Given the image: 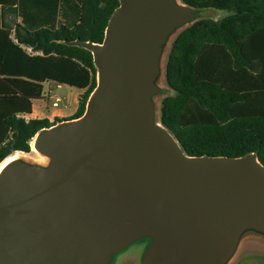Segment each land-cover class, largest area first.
<instances>
[{"label": "water", "instance_id": "water-1", "mask_svg": "<svg viewBox=\"0 0 264 264\" xmlns=\"http://www.w3.org/2000/svg\"><path fill=\"white\" fill-rule=\"evenodd\" d=\"M197 20L182 0H119L91 51L83 114L39 130L47 164L0 170V264H110L147 238L140 264H227L246 232L264 236V165L186 155L156 120L164 48Z\"/></svg>", "mask_w": 264, "mask_h": 264}, {"label": "trees", "instance_id": "trees-1", "mask_svg": "<svg viewBox=\"0 0 264 264\" xmlns=\"http://www.w3.org/2000/svg\"><path fill=\"white\" fill-rule=\"evenodd\" d=\"M182 1L196 9L197 20L171 43L164 69L171 93L161 100L159 121L186 155L254 153L264 165V90L237 92L194 78V62L204 43L225 45L236 69L262 70L261 60L244 55L241 40L264 27V0ZM118 4L119 0H19L21 23L15 40L7 28L0 45V163L16 152L28 153L42 128L83 114L97 83V69L90 50L65 41L102 42ZM209 8L228 13L217 20L199 16ZM45 81L81 90L71 117L25 119L31 100L42 97Z\"/></svg>", "mask_w": 264, "mask_h": 264}, {"label": "crops", "instance_id": "crops-1", "mask_svg": "<svg viewBox=\"0 0 264 264\" xmlns=\"http://www.w3.org/2000/svg\"><path fill=\"white\" fill-rule=\"evenodd\" d=\"M38 1V0H37ZM41 3L44 0H40ZM70 11L66 14L69 16ZM61 13L58 18H60ZM21 23L19 15V0H0V45L4 39V30L10 28L9 38L15 40V29ZM6 27V28H5ZM244 55L250 60H261L263 68L260 72H253L245 67L234 68L232 55L226 46L217 43H204L194 62V78L196 80H208L218 82L224 89L237 92L264 90V27L249 34L241 40ZM244 74L251 80H235L230 75ZM52 81L43 83L42 97L32 99L31 112L28 118H48L52 121L55 117H71L61 110H51L44 94V87L48 84L47 91L53 89ZM55 83V82H54ZM59 86V84H57ZM60 98L58 96L55 99ZM58 101V102H59ZM53 105V104H52ZM58 104L55 106L57 107Z\"/></svg>", "mask_w": 264, "mask_h": 264}, {"label": "rangeland", "instance_id": "rangeland-1", "mask_svg": "<svg viewBox=\"0 0 264 264\" xmlns=\"http://www.w3.org/2000/svg\"><path fill=\"white\" fill-rule=\"evenodd\" d=\"M227 13H228L227 10H216L209 8V9L200 10L199 16L217 20L227 15ZM183 28L184 27L177 29L175 33L170 36L162 55L161 73L157 80V84L162 88V90L160 94L155 95L153 97L157 121L159 117L161 100L164 96L171 93V90L168 88L164 77L166 58L170 50L173 39ZM230 77L240 81L251 80L250 78H247L246 75L239 73L230 75ZM51 84H53V89L50 92L47 91L48 84H46L44 87V94L45 97L47 98V103L49 108L51 110L53 109L61 110L63 113H65V115L68 114L72 115L78 107V99L81 90L78 89L77 87L69 86L65 84H59V86L57 85V83L54 82H52ZM56 96L60 98V101L57 103L58 104L57 107L52 105V103L55 101ZM18 154H21L31 159L37 158V161H39L38 163L40 164L48 163L47 157L41 155L36 151H32L31 148L28 153H18ZM147 242H149V239H140L138 241L129 244L126 248L113 255L110 264H140V256L143 250L146 248L148 244ZM227 264H264V236L251 231L246 232L241 237L238 247L236 248L234 254L229 259Z\"/></svg>", "mask_w": 264, "mask_h": 264}, {"label": "bare ground", "instance_id": "bare-ground-1", "mask_svg": "<svg viewBox=\"0 0 264 264\" xmlns=\"http://www.w3.org/2000/svg\"><path fill=\"white\" fill-rule=\"evenodd\" d=\"M31 150L32 151H36L35 148H34V146H33V142H31ZM18 153H20V152H16V153L10 155L9 157H7L4 161H2L0 163V170L3 168V166H5V164H7L8 162H10L11 160H13L14 158H17V157H22V158H24L26 160H31V161H34V162H39V161H37V158L36 159H31V158L25 157V156H23L21 154H18Z\"/></svg>", "mask_w": 264, "mask_h": 264}, {"label": "built area", "instance_id": "built-area-1", "mask_svg": "<svg viewBox=\"0 0 264 264\" xmlns=\"http://www.w3.org/2000/svg\"><path fill=\"white\" fill-rule=\"evenodd\" d=\"M27 50H28L29 52H32V49H31V47H27ZM58 101H59V99H58V98H56V99H55V101L52 103V104H53V106H56V105H57V103H58ZM25 119H27V120L29 119L27 115L25 116Z\"/></svg>", "mask_w": 264, "mask_h": 264}, {"label": "flooded vegetation", "instance_id": "flooded-vegetation-1", "mask_svg": "<svg viewBox=\"0 0 264 264\" xmlns=\"http://www.w3.org/2000/svg\"><path fill=\"white\" fill-rule=\"evenodd\" d=\"M144 239H147V238H144ZM148 243V242H147Z\"/></svg>", "mask_w": 264, "mask_h": 264}]
</instances>
